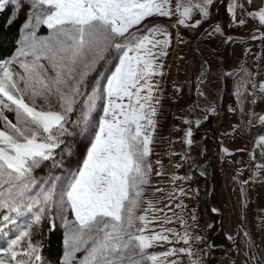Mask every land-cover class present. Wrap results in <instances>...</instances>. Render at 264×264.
I'll return each instance as SVG.
<instances>
[{
    "label": "snow or ice",
    "instance_id": "obj_1",
    "mask_svg": "<svg viewBox=\"0 0 264 264\" xmlns=\"http://www.w3.org/2000/svg\"><path fill=\"white\" fill-rule=\"evenodd\" d=\"M224 2L229 27L258 21L261 35L252 39L264 41V0ZM221 6L222 0H176L174 9L171 0H0V12H12L9 24L25 16L15 54L0 60V264H48L45 229L53 232L56 220L64 228L59 264H206L212 246L193 248L205 238L189 230L186 205H176L173 220L145 199L153 172L162 174L150 159L163 99L162 81L154 78L164 76L161 61L172 43L168 27L154 18L175 16V26L223 36ZM41 27L47 35H38ZM261 58L255 71L246 59L232 71L219 69L220 91L236 104L228 111L238 112L249 129L264 127L257 111L264 102ZM208 74L202 65L198 100L207 99L201 89ZM196 108L201 104L183 119L189 147L193 125L202 122L191 119ZM201 111L204 120L218 116L217 101ZM255 143L264 157V134ZM262 169L258 163L254 177ZM187 194L181 187L179 195ZM176 195L174 188L168 199ZM190 218L197 220L194 211ZM176 222L182 232L167 227ZM244 236L233 249L240 264H264V247L247 230ZM165 244L172 247L153 251Z\"/></svg>",
    "mask_w": 264,
    "mask_h": 264
},
{
    "label": "rangeland",
    "instance_id": "obj_2",
    "mask_svg": "<svg viewBox=\"0 0 264 264\" xmlns=\"http://www.w3.org/2000/svg\"><path fill=\"white\" fill-rule=\"evenodd\" d=\"M171 3L174 9L176 0H171ZM223 6L226 11L225 15L217 16L224 31L223 36L215 35L208 38L202 29L192 30L175 26V16L171 19L154 18L161 25L168 27L171 32L172 43L171 47L167 49L169 55L161 61L165 64L164 76L154 78L162 81L163 99L161 100L160 114L157 117L159 123L157 124L155 143L152 145L153 154L150 159L153 168L162 174L157 175L156 171L153 172L151 187L146 189L145 199H151L157 208H164V212L159 213L161 218L166 213L173 220L176 219L173 212H180L176 205L180 203L186 205L184 217L191 225L189 230L205 238L204 242L200 244L193 241L192 246L199 249L206 248L210 244L207 238L210 222L205 213L206 205L197 196L196 188L191 179L193 170L198 169V173L207 183V195L208 189L213 186H217L218 190L220 189L222 210L219 212L224 215L222 229L228 242L226 248L228 257L222 264H240V257L235 254L233 249L240 247L246 239L244 230L248 231L256 244L264 247V169L260 170L258 177L253 175L256 165L258 163L264 164L261 148L255 143L258 136L264 134V127L249 129L241 124L238 112L228 111L229 106L236 107L235 100L228 92L220 91L221 81L218 77L220 75L219 69L232 71L245 59L248 62L247 66L255 71L254 63L257 55L262 57L259 63L264 68V41L252 39L253 35H261V32L257 31L258 21L249 18L243 27H229L230 18L225 2ZM198 18L196 16V19ZM177 37H182L183 40L180 41ZM226 37L231 39L226 40ZM246 50H250L247 57H245ZM171 53L174 59L169 62L172 58H169ZM210 56L213 57V60ZM202 65L205 69L209 67L212 70L201 89L206 94V100L205 97H199L198 100L194 95L196 92L195 81L200 74ZM257 79H264V76L257 77ZM228 83L231 85L232 81ZM176 88H179L180 91L176 92ZM218 96H223L222 101L218 100ZM211 101H217L225 110L226 116L222 118V123L218 126V148L213 155L215 156L214 160L211 162L212 156L209 165L201 161L202 141L193 140L194 134L199 132V127L193 125L191 147L185 143L187 125L183 123V119L188 116L186 110L192 109L194 103H200L202 108ZM201 108H196L192 112L191 119L193 121L200 118ZM262 109H264V102H259L257 111L264 114ZM250 153L255 155V160L250 157ZM185 159H187L186 163ZM157 161H161V164H157ZM178 165L179 167H177ZM73 167H75V162ZM173 176H187L189 179L174 182ZM253 179H256V182H252ZM181 187L187 191V196L179 195ZM242 187L245 193L243 196L241 194ZM158 188L163 189V191L158 192ZM174 188L177 193L176 197L168 199V194L173 192ZM165 204L171 205V210L165 208ZM193 211L197 217L195 222L190 218ZM57 224L64 234V228L59 220H56ZM156 227L158 230L159 226ZM167 227L183 231L179 222L169 224ZM229 237H234L235 243ZM184 246L183 244L175 245L177 248ZM80 254L82 255L77 258V261L85 255V252L81 251ZM206 258L207 255L204 256L205 261Z\"/></svg>",
    "mask_w": 264,
    "mask_h": 264
},
{
    "label": "trees",
    "instance_id": "obj_3",
    "mask_svg": "<svg viewBox=\"0 0 264 264\" xmlns=\"http://www.w3.org/2000/svg\"><path fill=\"white\" fill-rule=\"evenodd\" d=\"M222 4L218 16L225 15V7ZM12 15L11 10H6L0 12V60L10 58L15 54L18 41L21 39V26L25 20V16L20 14L18 17L13 19V22L9 24V17ZM48 34L46 27H41L38 35L45 36ZM11 118V116H10ZM201 126L198 128L199 132L195 133L193 140H202L203 141V155L201 157L202 163L206 164L210 161L212 156L215 153V138L218 133V127L215 122V118L211 117L209 120H203V115L200 116ZM198 135V136H197ZM39 172V170H38ZM192 180L194 186L197 190V196L206 205L207 219L210 222L208 227L207 237L209 240H213V245L215 247L228 246V242L224 235V230L218 232V221L219 218L212 215L208 209V201L210 205L216 209H221V199L217 186H211L210 195L206 194L207 183L203 180L202 175L198 173V169L193 170ZM220 251H217L219 253ZM64 247H63V234L60 229L59 224L56 225L53 232H48L45 229V241L42 255L48 261V264H59L60 260L63 257ZM207 264H216V258L211 251L208 254Z\"/></svg>",
    "mask_w": 264,
    "mask_h": 264
},
{
    "label": "water",
    "instance_id": "obj_4",
    "mask_svg": "<svg viewBox=\"0 0 264 264\" xmlns=\"http://www.w3.org/2000/svg\"><path fill=\"white\" fill-rule=\"evenodd\" d=\"M222 1H224V0H222ZM222 4H223V2H222ZM219 112V118H221V112L220 111H218ZM211 115V114H210ZM218 127V126H217ZM214 142H215V150H217V148H218V133H217V135H216V138H215V140H214ZM214 158H215V156H213V158H212V160H211V162L214 160ZM210 162V163H211ZM209 192H210V189H208V194H209ZM208 196V195H207ZM208 208L212 211V213L213 214H215V215H217V216H219L220 217V222L218 223V232L221 230V228H222V224H223V216L222 215H218V214H216L214 211H213V207L210 205V203H209V201H208Z\"/></svg>",
    "mask_w": 264,
    "mask_h": 264
},
{
    "label": "crops",
    "instance_id": "obj_5",
    "mask_svg": "<svg viewBox=\"0 0 264 264\" xmlns=\"http://www.w3.org/2000/svg\"><path fill=\"white\" fill-rule=\"evenodd\" d=\"M229 16V15H228ZM194 19H196V16L194 17ZM211 57V56H210ZM212 60H213V57H211ZM169 247H172V245H167L165 244L164 247L162 248H156V249H153V251H164L166 248H169ZM186 247V246H184ZM207 258H208V254H207ZM207 258H206V264H207ZM186 259V258H185Z\"/></svg>",
    "mask_w": 264,
    "mask_h": 264
},
{
    "label": "flooded vegetation",
    "instance_id": "obj_6",
    "mask_svg": "<svg viewBox=\"0 0 264 264\" xmlns=\"http://www.w3.org/2000/svg\"><path fill=\"white\" fill-rule=\"evenodd\" d=\"M170 55H171V54H170ZM205 67H206V66H205ZM206 70L208 71L209 68L206 67ZM206 107H207V105H206ZM221 109H222V107L218 104V110H221ZM209 118H211V117L209 116ZM203 120H204V119H203ZM215 122H216V124L221 123V120L219 119L218 116H215Z\"/></svg>",
    "mask_w": 264,
    "mask_h": 264
}]
</instances>
